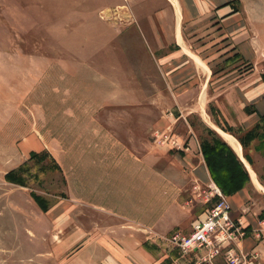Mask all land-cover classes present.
Masks as SVG:
<instances>
[{
    "label": "rangeland",
    "instance_id": "374dc122",
    "mask_svg": "<svg viewBox=\"0 0 264 264\" xmlns=\"http://www.w3.org/2000/svg\"><path fill=\"white\" fill-rule=\"evenodd\" d=\"M183 1L181 51L167 0H0V264H204L172 239L218 196L157 134L264 81V0Z\"/></svg>",
    "mask_w": 264,
    "mask_h": 264
},
{
    "label": "crops",
    "instance_id": "0c3cea01",
    "mask_svg": "<svg viewBox=\"0 0 264 264\" xmlns=\"http://www.w3.org/2000/svg\"><path fill=\"white\" fill-rule=\"evenodd\" d=\"M167 2L174 7L178 28L176 44L181 51L185 50L180 44L181 40L184 43L182 23L188 18L185 3L183 0ZM215 97L216 106L211 111L214 133L205 130L204 135L198 136L184 115L167 117L161 130L170 132L178 142L180 148L175 149L187 171L199 184H210L215 195L224 198L230 206L231 218L242 223L247 236L238 250L256 254V260L249 264H264V81L227 85ZM181 118L190 130L182 141L172 133ZM225 136L233 139L237 151ZM215 262L226 264L222 257Z\"/></svg>",
    "mask_w": 264,
    "mask_h": 264
},
{
    "label": "built area",
    "instance_id": "2783aa9c",
    "mask_svg": "<svg viewBox=\"0 0 264 264\" xmlns=\"http://www.w3.org/2000/svg\"><path fill=\"white\" fill-rule=\"evenodd\" d=\"M157 137L163 144L180 148L170 132H160ZM245 236L247 231L242 223L231 218L230 206L218 196L205 217L192 226L190 233L176 235L172 240L183 254L196 253L198 260L204 264H216L218 257H222L226 264H249L256 260V254H243L238 250Z\"/></svg>",
    "mask_w": 264,
    "mask_h": 264
},
{
    "label": "bare ground",
    "instance_id": "6f19581e",
    "mask_svg": "<svg viewBox=\"0 0 264 264\" xmlns=\"http://www.w3.org/2000/svg\"><path fill=\"white\" fill-rule=\"evenodd\" d=\"M175 5H176V7L178 6V4H176L175 3ZM178 8V7H177ZM225 138L228 140L227 142H229L230 144H232V146L236 149V151L238 150V148H237V145L235 144V142L233 141V139L232 138H230V137H228V136H225Z\"/></svg>",
    "mask_w": 264,
    "mask_h": 264
}]
</instances>
